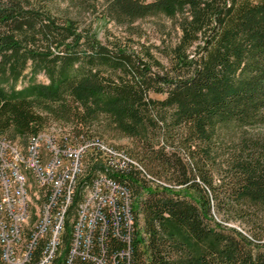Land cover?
Instances as JSON below:
<instances>
[{
	"label": "trees",
	"instance_id": "obj_1",
	"mask_svg": "<svg viewBox=\"0 0 264 264\" xmlns=\"http://www.w3.org/2000/svg\"><path fill=\"white\" fill-rule=\"evenodd\" d=\"M152 15L174 41L135 43ZM97 19L123 35L102 40ZM25 72L20 89L3 85ZM51 122L72 142L116 132L135 144L122 151L137 165L120 170L98 150L83 157L68 217L98 171L129 189L135 229L101 213L76 264H264V0H0V135Z\"/></svg>",
	"mask_w": 264,
	"mask_h": 264
},
{
	"label": "built area",
	"instance_id": "obj_2",
	"mask_svg": "<svg viewBox=\"0 0 264 264\" xmlns=\"http://www.w3.org/2000/svg\"><path fill=\"white\" fill-rule=\"evenodd\" d=\"M60 131V130H59ZM30 137V146L20 149L16 142L0 135V264H76L74 259L88 255L92 232L100 221V214L121 213L126 225L135 229L133 197L129 189L116 182L106 183L96 177L84 187L69 215L76 178L84 155L94 149L104 160V168L120 170L128 163L137 165L121 150L107 147L98 138H89L78 143L68 140L62 132L40 129ZM35 143H41L42 152H35ZM52 146L51 158H44V146ZM28 159L41 191L43 224L26 228L27 209L23 179L18 176L12 159ZM66 166H73L74 177H66ZM51 176H57L58 187L49 189ZM67 217L70 223L68 243L64 242ZM53 220L51 235H44V221ZM102 223L105 219L102 217ZM132 230V229H131ZM27 236L26 250L19 251L20 237ZM40 245L38 254L35 248ZM120 257L123 253L120 252ZM101 264H105L100 261ZM107 264V263H106ZM111 264H125L113 259Z\"/></svg>",
	"mask_w": 264,
	"mask_h": 264
},
{
	"label": "rangeland",
	"instance_id": "obj_3",
	"mask_svg": "<svg viewBox=\"0 0 264 264\" xmlns=\"http://www.w3.org/2000/svg\"><path fill=\"white\" fill-rule=\"evenodd\" d=\"M56 3L58 4L59 8L61 7H67L69 5V0H55ZM70 7V6H68ZM86 18H89L88 15H85ZM93 28L94 31L96 32L97 36L101 38L102 40L105 39V37L108 36V38H111L112 36H117L121 37L124 33L123 28H120L116 24L110 22V21H105L103 19H97L96 21H93ZM136 25L139 26L141 30V35L139 37L133 36L132 38L134 39L135 43H144L147 46H161L164 41L166 42L168 39L174 41L177 38L178 35V30L172 26L171 21L163 16L159 15H152V16H147L142 19H138L135 23ZM137 44H134V47ZM158 55V54H157ZM159 59L165 63V59L161 56H159ZM31 79L30 73L25 72L23 76L19 77L17 80H10L8 79L7 82H5L3 85L10 89L14 88L15 90L20 89L23 87L28 80ZM35 79L37 81H41L46 83L47 78L45 75L42 73H38L35 75ZM155 96V95H154ZM157 97L159 95H156ZM69 126H65L62 128L61 126L59 127L58 124L51 122L49 125L45 126L43 129L46 131L50 130H56L58 131L59 134L61 132L64 134L65 132L68 131ZM60 130V131H59ZM26 139H22L19 136H16L13 140L16 142L17 145L24 146ZM103 144H105L107 147L114 146L122 150H127L129 148H132L135 146V144L131 141L130 138L128 137H121L118 133H110V134H105L102 136V139H100ZM85 166V162H84ZM160 180L167 182L164 177H160ZM172 185V184H171ZM186 195H192L190 192L187 193ZM145 196V194H144ZM221 216H217V218H220ZM223 224L226 225L227 228L234 227L236 230H241L245 231L244 228L238 224L237 222H224ZM143 218L141 214H138V226L137 229L139 230L140 235L143 237L146 236V233L143 232Z\"/></svg>",
	"mask_w": 264,
	"mask_h": 264
},
{
	"label": "bare ground",
	"instance_id": "obj_4",
	"mask_svg": "<svg viewBox=\"0 0 264 264\" xmlns=\"http://www.w3.org/2000/svg\"><path fill=\"white\" fill-rule=\"evenodd\" d=\"M30 146V137L27 138L24 146L20 145V149H27ZM35 152H42L41 143H35ZM52 146H44V158H51ZM13 166L17 167L18 176L23 179V187L25 190V206L27 209L25 227L33 228L34 225L43 224L42 221V210L46 208L45 201H41V191H39V184L29 168L28 159H12ZM83 167V163L80 164V171ZM66 177H74L73 166H66L65 168ZM104 182L111 183L105 176H102ZM58 187L57 176H51L49 180V189ZM53 229V220L44 221V235H51ZM20 243L27 242V236H19ZM26 250V243L19 244V251Z\"/></svg>",
	"mask_w": 264,
	"mask_h": 264
}]
</instances>
